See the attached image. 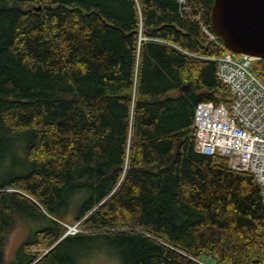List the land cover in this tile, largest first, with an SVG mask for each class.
Here are the masks:
<instances>
[{"label": "trees", "instance_id": "16d2710c", "mask_svg": "<svg viewBox=\"0 0 264 264\" xmlns=\"http://www.w3.org/2000/svg\"><path fill=\"white\" fill-rule=\"evenodd\" d=\"M213 1L0 0V264H264L259 185L195 149Z\"/></svg>", "mask_w": 264, "mask_h": 264}, {"label": "built area", "instance_id": "2783aa9c", "mask_svg": "<svg viewBox=\"0 0 264 264\" xmlns=\"http://www.w3.org/2000/svg\"><path fill=\"white\" fill-rule=\"evenodd\" d=\"M180 11L189 10L177 0ZM203 33L220 50L219 56H195L216 63V79L228 90V104L201 102L195 106V149L227 160L234 172L251 174L260 187L264 206V83L252 70L256 59L226 50L195 16ZM78 232L76 226L68 228ZM70 232V231H69Z\"/></svg>", "mask_w": 264, "mask_h": 264}, {"label": "water", "instance_id": "95a60500", "mask_svg": "<svg viewBox=\"0 0 264 264\" xmlns=\"http://www.w3.org/2000/svg\"><path fill=\"white\" fill-rule=\"evenodd\" d=\"M209 23L224 48L264 60V0H214Z\"/></svg>", "mask_w": 264, "mask_h": 264}, {"label": "rangeland", "instance_id": "374dc122", "mask_svg": "<svg viewBox=\"0 0 264 264\" xmlns=\"http://www.w3.org/2000/svg\"><path fill=\"white\" fill-rule=\"evenodd\" d=\"M11 162V160L9 161ZM66 221L67 220H73L71 216H64ZM67 228H73V224L65 225ZM35 229V227H34ZM70 231V232H69ZM28 233V230L26 228L17 229L11 236L9 237L5 255L8 260H11L14 256V253L16 251V248L18 244L20 243L21 239H23ZM75 233L73 230L66 229L65 235L73 236ZM35 251V250H33ZM84 264H120L119 261L115 258H113L111 255L105 254L103 251L95 250L88 256H85L83 262ZM210 264H214L213 261L210 262Z\"/></svg>", "mask_w": 264, "mask_h": 264}, {"label": "bare ground", "instance_id": "6f19581e", "mask_svg": "<svg viewBox=\"0 0 264 264\" xmlns=\"http://www.w3.org/2000/svg\"><path fill=\"white\" fill-rule=\"evenodd\" d=\"M110 5V4H109ZM123 43V42H122ZM112 45V44H111ZM116 47V46H115ZM148 48V47H147ZM156 57V56H155ZM137 58V57H136ZM128 65V64H127ZM172 65V64H171ZM155 66V65H154ZM128 70V69H127ZM160 70V69H159ZM156 75V74H155ZM144 76V75H143ZM143 80V79H142ZM136 84V83H135ZM176 86V85H175ZM179 88V87H178ZM154 91V90H153ZM134 108V107H133ZM168 118V117H167ZM130 123V122H129ZM158 142V141H157ZM150 144V143H149ZM167 155V154H166ZM169 157V156H168ZM144 158V157H143ZM16 159V158H15ZM123 164V163H122ZM16 165V164H15ZM24 167V166H23ZM14 172V171H13ZM10 180V179H9ZM46 192V191H45ZM165 192V191H164ZM163 192V193H164ZM50 193V192H49ZM52 197V196H51ZM97 210V209H96ZM175 221V220H174ZM19 223V222H18ZM58 223V222H57ZM170 223V222H169ZM17 224V223H16ZM21 224V223H20ZM81 225V224H80ZM8 237V236H7ZM65 237V236H64ZM27 239V238H26ZM183 251V250H182Z\"/></svg>", "mask_w": 264, "mask_h": 264}]
</instances>
